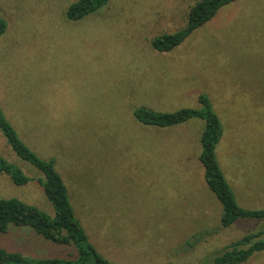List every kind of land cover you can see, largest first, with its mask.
I'll return each instance as SVG.
<instances>
[{
	"label": "rangeland",
	"instance_id": "rangeland-1",
	"mask_svg": "<svg viewBox=\"0 0 264 264\" xmlns=\"http://www.w3.org/2000/svg\"><path fill=\"white\" fill-rule=\"evenodd\" d=\"M73 1L0 0L4 115L39 158L54 160L104 257L211 264L260 224L220 227L222 206L199 161L204 119L156 127L133 112L203 110L198 97L207 96L222 126L216 158L236 202L264 208V0L221 7L169 52L154 50L151 40L183 27L197 0H110L71 21L64 12ZM0 156L31 178L18 186L0 173V197L52 215L41 173L15 155L1 131ZM0 247L33 259L67 253L15 227L0 233ZM242 264H264V252Z\"/></svg>",
	"mask_w": 264,
	"mask_h": 264
},
{
	"label": "trees",
	"instance_id": "trees-1",
	"mask_svg": "<svg viewBox=\"0 0 264 264\" xmlns=\"http://www.w3.org/2000/svg\"><path fill=\"white\" fill-rule=\"evenodd\" d=\"M109 1L74 0L67 6L64 16L71 21L82 20L97 13ZM234 1L236 0L195 1L187 12L184 26L176 31L154 36L151 40L152 48L158 52L173 50L192 32L211 20L221 7ZM6 28L7 22L0 15V36L4 34ZM198 101L205 109L181 108L172 112H160L141 106L136 108L133 114L142 124L156 127H172L191 118L204 119L199 161L204 168V180L208 188L222 206L220 227L230 228L237 223L260 224L257 229L246 232L228 244L212 259L211 264H242L254 254L264 252V208H245L236 202L233 189L226 180L215 154L216 144L222 136L220 120L212 110L207 96L199 95ZM0 131L15 155L41 173L42 177L38 182L53 208V214L49 215L36 205L18 198L0 197V233H6L11 227L29 230L34 236H40L52 244L60 245L67 251L65 256L33 259L27 258L20 252L0 247V264H118L104 257L89 240L88 234L75 214L67 186L55 169L54 160L39 158L21 140L1 107ZM0 173L18 186H24L31 180L20 167L2 156H0Z\"/></svg>",
	"mask_w": 264,
	"mask_h": 264
}]
</instances>
